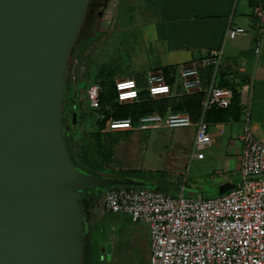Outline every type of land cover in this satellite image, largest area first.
<instances>
[{"label": "water", "instance_id": "water-1", "mask_svg": "<svg viewBox=\"0 0 264 264\" xmlns=\"http://www.w3.org/2000/svg\"><path fill=\"white\" fill-rule=\"evenodd\" d=\"M87 3L0 0V264H82L80 193L146 185L83 172L67 151L66 64Z\"/></svg>", "mask_w": 264, "mask_h": 264}, {"label": "rangeland", "instance_id": "rangeland-1", "mask_svg": "<svg viewBox=\"0 0 264 264\" xmlns=\"http://www.w3.org/2000/svg\"><path fill=\"white\" fill-rule=\"evenodd\" d=\"M250 3V14H253L255 4L253 0ZM261 5L264 6V1H261ZM152 11V0H88L81 26L68 54L66 80L77 83L79 79L99 80L110 75L116 81L147 72L153 62L148 53V41L143 35L150 28ZM260 28L264 33V23ZM255 37H248L252 38V48L255 46ZM227 49L228 46L223 60ZM258 59V64L264 66V53ZM176 80L180 81L179 77ZM262 80L255 82L256 88L252 89L246 106V111L251 113V125L256 138L264 137V78ZM85 86L80 83L77 87L78 93L73 98L75 102L69 99V91H64L62 101L63 131L67 129L74 135L78 151L97 137L98 110L91 107ZM107 106L110 110L115 107L112 104ZM74 113H77L76 122L73 121ZM244 127V120L223 126L211 125L210 130L215 133L214 142L203 149L205 158L198 159L194 156L195 123L170 127L164 121L161 126L148 129H114L110 126L101 135L105 150L110 154V162L104 166L99 161L100 169L92 172L106 177L118 175L120 178L130 172L133 173L130 175L132 179L144 182L146 185L143 187L148 189L215 198L222 194L223 184H237L242 180L244 145L240 136ZM221 128L223 133L219 132ZM94 194L97 198L94 202L86 197L80 199L85 229L98 225L103 229L104 241L112 245L105 264H148L151 255L149 224L134 221L123 212L102 213L100 206L104 190L95 191Z\"/></svg>", "mask_w": 264, "mask_h": 264}, {"label": "built area", "instance_id": "built-area-1", "mask_svg": "<svg viewBox=\"0 0 264 264\" xmlns=\"http://www.w3.org/2000/svg\"><path fill=\"white\" fill-rule=\"evenodd\" d=\"M254 1V22L264 23L263 0ZM258 2V4H256ZM247 34L241 26L230 25L219 47L210 49L200 60L182 64L173 75L179 77L185 93H203V116L198 120L194 156L204 159V148L214 142V134L204 114L211 108H227L234 92L220 86L217 74L227 41ZM264 36L256 39L254 51L259 55ZM212 67L214 76L205 86L201 69ZM117 100L127 103L140 97V85L135 78L115 81ZM146 90L150 97L170 95L172 87L163 70H151L146 75ZM252 83L241 92L245 106L242 180L223 195L215 198L186 196L183 192L168 193L145 187L119 186L108 188L103 195L102 213L123 212L134 221L146 222L151 231V255L148 264H264V137L256 138L251 125V113L246 111L247 95ZM101 86L92 83L87 97L92 108L100 107ZM164 121L170 127L189 126L193 122L185 112L152 113L134 121L131 118L112 121L111 128L148 129ZM223 133V130L220 131Z\"/></svg>", "mask_w": 264, "mask_h": 264}, {"label": "crops", "instance_id": "crops-1", "mask_svg": "<svg viewBox=\"0 0 264 264\" xmlns=\"http://www.w3.org/2000/svg\"><path fill=\"white\" fill-rule=\"evenodd\" d=\"M251 4L250 0L249 2L245 0H152L153 18L149 21L150 28L144 31L143 38L148 41V53L153 65L147 72L140 74L143 86L141 90L144 89L143 92L146 91L147 94L145 86L149 71L172 67L177 69L180 64L200 60L208 54L210 49L219 47L230 25L244 27L253 38L256 35V39L263 36L264 33L258 22H254L250 14ZM238 11L241 12L236 18ZM251 36L240 35L239 39L226 43L228 46L226 57L222 60L217 74L218 83H227L239 89L241 102L244 96L241 92L242 87L249 82L252 83V88L245 99L247 105L252 89L256 88L255 82L264 78V73L262 74L264 66L261 65L262 68L259 70L261 66L258 64L260 62L258 56L264 53V46L261 53L256 55L252 48V38H248ZM255 72H257L256 76ZM170 85L172 87L170 95L181 96L185 93L179 80ZM233 123L238 122L230 120L209 124L223 126ZM213 134L215 138V133Z\"/></svg>", "mask_w": 264, "mask_h": 264}, {"label": "trees", "instance_id": "trees-1", "mask_svg": "<svg viewBox=\"0 0 264 264\" xmlns=\"http://www.w3.org/2000/svg\"><path fill=\"white\" fill-rule=\"evenodd\" d=\"M264 7V6H263ZM68 63V58H67ZM67 69V64H66ZM176 70V67L172 68H164L163 71L168 77V83H175L176 78L171 74H173ZM172 72V73H171ZM202 78L204 81V85L207 86L213 79L214 69L212 67H204L201 69ZM141 75L135 77L138 81L140 88H143L141 85L142 78ZM75 77V76H74ZM103 79V80H102ZM115 78L110 75L100 78L99 80H87V79H79L76 83H71L72 81L66 80V72L64 79V91L70 92L69 99L74 101L75 96L78 93L77 87H79L80 83H84L88 88L92 83H97L101 86L102 90L100 93V107L97 108V123H96V140L92 143L85 144L81 151H78L75 147L74 135L65 130V141L67 151L69 153L70 159L74 166L80 169L83 172L90 173L93 175H99V173L94 172L100 169L99 161L104 165L108 166L109 164V156L110 154L105 150V145L103 138H101L102 133L108 131L110 129V124L115 120H123L127 118H131L132 120H138L142 115L152 114V113H160L164 114L167 111L172 112H186L188 113L194 122H198L203 114L202 109V101H203V93H184L181 96L176 95H167L160 96L157 98L150 97L146 94V91L143 92L144 89L140 91V97L132 102L120 103L117 100V91L115 87ZM220 86L230 88L234 92V97L232 99L231 104L227 108L217 109L211 108L205 114V120L208 123H217V122H225L233 120L235 122H240L243 120L244 114V106L241 102V94L239 93V89L234 86H230L229 84L219 83ZM87 91V90H86ZM75 95L73 96V94ZM67 99V98H66ZM75 102V101H74ZM109 104L115 105L114 109H108ZM67 124V123H66ZM98 166H97V165ZM92 170H94L92 172ZM129 173V174H128ZM123 175L121 178H132V174L128 172ZM131 175V176H130ZM110 177H119L118 175H111ZM119 186H107L101 187L98 189H92L83 191L80 193V197H86L94 202L97 198L95 197V191L104 190V192L108 188H114ZM133 187V186H126ZM163 190V189H159ZM165 191V190H163ZM167 192V191H166ZM104 195V194H103ZM106 245V246H105ZM108 245V246H107ZM109 247V250H107ZM111 243H106L104 241V232L101 227L98 225L89 226L84 230V251L82 264H105L108 262L107 253L111 252Z\"/></svg>", "mask_w": 264, "mask_h": 264}, {"label": "clouds", "instance_id": "clouds-1", "mask_svg": "<svg viewBox=\"0 0 264 264\" xmlns=\"http://www.w3.org/2000/svg\"><path fill=\"white\" fill-rule=\"evenodd\" d=\"M116 129H122V128H116ZM135 187H137V186H135ZM157 190H159V189H157ZM223 195V194H222Z\"/></svg>", "mask_w": 264, "mask_h": 264}, {"label": "flooded vegetation", "instance_id": "flooded-vegetation-1", "mask_svg": "<svg viewBox=\"0 0 264 264\" xmlns=\"http://www.w3.org/2000/svg\"><path fill=\"white\" fill-rule=\"evenodd\" d=\"M89 201H91V200L89 199Z\"/></svg>", "mask_w": 264, "mask_h": 264}]
</instances>
